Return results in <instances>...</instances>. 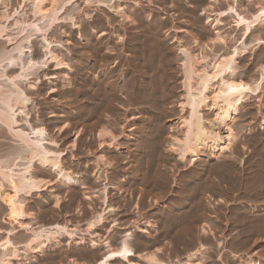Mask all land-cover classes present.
<instances>
[{"label": "bare ground", "instance_id": "obj_1", "mask_svg": "<svg viewBox=\"0 0 264 264\" xmlns=\"http://www.w3.org/2000/svg\"><path fill=\"white\" fill-rule=\"evenodd\" d=\"M169 1L170 0L168 1L160 0L158 1V3L160 2L159 4L162 6L160 5L158 6H160V8L161 7L166 8V6H168L166 4ZM204 1L205 0H194L193 3L191 2V5L189 6L182 0H178L177 2L175 1L177 3L176 6L179 10L178 12L182 16L187 17V19L191 23L190 26L192 27L191 30H193L194 32V34L189 36L190 38L188 40H190L189 43H191L189 45L187 44L188 40L186 38L184 40V37L177 36V33L182 32V30L179 28L178 29L174 28L175 25L178 24L175 22L176 18L174 19L173 17H170V15L169 17L159 18V15H157L156 13L153 14V12L152 13L148 12L147 14L146 10L141 8V5L139 3L133 1L134 6L135 5L138 6V8H136L137 9L136 11L131 10L132 13L129 15L126 12L123 13L122 10L118 12L119 17L121 18L120 20L121 23L126 21L127 23H130V25H128L129 28L127 27H126L127 29L124 28L125 31L123 32V34L120 33L121 34L120 35L119 33H117L114 36L116 44L115 45L113 44V48L112 46H110V48H112L111 50L105 49V52H101L100 47L94 49L93 45L92 47H90L91 45L89 46L90 52H92L93 50L95 55L98 54V56H100L99 57L101 59L100 61L99 58L97 60L94 59L95 60L94 63L91 64L90 62V64L88 65L87 62L82 61V58L85 57L84 54L86 55L88 54L85 52H89V51H85V52L82 51L83 53L80 54L81 56L78 54L79 57L82 58L81 59L78 58L77 62L75 60L77 65H75V63L73 64V66L75 65L74 72L77 75L75 76L77 83H74L76 85L75 86L76 91L73 90V93L75 91L74 96L76 103L78 105V113H79L78 122H80V124L82 125V128L80 129L79 132V139L82 143V146L86 150L87 146L88 145L90 146L89 144L90 138L89 139L87 138L88 136L87 134L90 132L89 130L91 129L92 131V127H97V125L98 126L100 125L96 133L93 134L95 139L96 153H101L106 151L110 153L112 152V150L114 153L113 155L114 158L113 159L109 158L110 160L106 157V155L104 156L101 154H99L94 159L90 160V159H86L87 158L86 155H89V151H90V149H87L84 156L85 157V165L83 167L84 173H81V175H74L73 172L64 168L61 165L59 156L52 157L51 156L52 153L43 146L45 140V129L43 127L41 126L34 127L33 125H30V123L28 122L27 116H25L24 118L21 117L22 114H24V111L19 110V107L24 103L23 100L24 95L20 87V78L21 76L27 74L29 65H31V59L28 58L23 61L21 56L24 49V42L27 41L32 34L39 31L38 27H36V25H32L31 26L32 30H30L29 32H27V34H25L26 37H24L21 41L17 42V44H15L14 46L12 45V48L9 50H5L4 49L5 46L3 45L4 46L3 48L0 45V216H1L0 224L6 225L8 227V230L6 231H1L0 229V235L2 236L0 237V264H14L13 261L14 262L17 261L18 263V261L20 262V260L21 262L25 261L22 262L23 264H32L35 262V260H31V261L28 260L27 258L28 255L43 253L48 245H50L53 242H58V239L63 237L69 240L78 239L76 245L84 243L85 239H87L88 246L90 245L89 247L101 250L99 257L88 255L84 258L85 261H83V263H77L75 260H68V261L66 260L65 264H116V262L123 264H204L205 263L204 259H206L205 256L206 251L209 248H206L203 245H201L202 243L200 244V239L198 237L199 235L196 237L197 240L196 245H198V247L196 249L193 248L195 250L192 251V253L186 255L182 260L170 261L167 259L166 261H163L160 259V256L162 254L159 249L154 251H146V252L135 251L134 242H133L134 241L133 232L136 229L137 231L143 234H150V232L153 231V229L155 228V225L151 224L150 222H144L145 229L140 230L139 226L141 225V223H139L138 221L137 222L132 221L131 225L134 231H129V228L121 229L124 231V233L120 236L119 239H116L114 242L108 241L106 237L102 238L100 234L94 233V231H96L98 227L102 226L103 223L107 221V218L111 216L112 213L117 212V210L111 206L112 203L110 204V199H109L110 196H108V193L109 190L119 191V192L121 190L119 187L120 185L110 184L109 175H111L112 171L109 172V170L112 169L113 165L120 163V159L124 157L123 154L127 153V151H125L126 149L124 150V148H122L125 147L122 145H124L126 142L123 144L121 140L123 138L124 139L127 138L126 136L128 135H126L123 132L122 130L123 128L121 129L122 132L120 131L121 132L120 136L119 135L115 136L116 134L112 130L114 129L116 131L117 128L116 122L118 121L117 118H119L118 117L119 115H122L119 113L120 108L123 109L122 113L124 116L126 114V111L130 109L129 107L131 106H135L134 108H137L138 110L137 112L140 111L144 115L142 121L143 127L141 125L140 126L142 128L139 127V129L141 128V130L137 134V138L135 143H133L134 145L131 152L132 153L131 156L134 158L132 159L135 162V164H134V168L132 167L133 175L132 174L130 175L133 176L132 179L134 178V180L140 179L141 175L145 176L144 175L145 172L143 173V170L144 171L148 170L149 171L148 174L152 175L151 176L146 174L148 175V177L146 176V178H143L144 181L142 180L141 177V180L143 182H145V179H146V183H148L150 182V180L151 181L156 180L157 178L161 177L160 175H158L160 177H157L156 175L153 174H155L156 171H158L155 168L157 167L159 168L161 164L159 166L158 164L160 162H162L164 165V162L160 161L161 160L160 158L164 160V158L166 157V161L168 160L167 159L168 156H163L164 158L162 156L161 157L159 156L160 158L158 157V155L161 154L160 145L162 142L161 141L162 137H164L162 135L163 133H165L164 132L165 128L163 129L164 126L162 125L163 123L162 121L166 117L168 119V116H170L169 117L170 119L171 115H175L176 112V111L166 112L165 108L167 104L168 106L169 104L172 105L176 104V107H179L178 110L179 116L176 114L178 116L176 119L181 123L180 134H178V136L175 137L168 136L170 140L166 145L167 146L166 151L168 153L167 155H169V157L171 156L173 157V158L171 157V159L169 158L170 163L173 160L172 161L173 164H170L173 167H176L177 165L180 164H183L185 166L186 165L195 166L197 161L199 160L210 161L211 158H215V160L217 158L218 160L220 159V157L218 156L221 154L223 155L221 156L223 159L225 157L227 158L228 156L232 159V157H234L233 155L234 150L237 147L236 144L240 145L239 143H237V138L239 136L238 131L240 132L242 131L241 129L239 130L238 127L240 126L242 128V126L239 124H236L235 126V123L239 122V119L241 120L240 117L242 115L241 114L243 112L242 109L246 101V97H247L246 94L252 95L253 97L256 98L258 95L263 93L264 90L262 83L264 81V77L262 73H259L255 79L250 78L249 80L248 78V80L247 79L245 80L246 75L245 73L243 74V69H240L239 67V60L245 54L250 52L252 55L256 50L264 46V0H243V2L245 1V5H241V3H239L242 0H221V2L224 4L223 10L218 12H213V9H215V7L217 8L218 6H220V2H217V0H210L211 4L208 5L206 8H203V10L207 11V12L204 11V14L207 15L206 18L207 24L209 23V21H211L210 27L213 30H215L216 27L225 26L224 20L229 18L231 22V26H229V28H232L233 31L235 32V35L238 36L237 38L228 39L226 36L222 37L220 32L218 31L214 33L213 41H211L210 39L212 45L210 51L215 53H213L214 54L212 55L213 57L210 58L207 57L206 53H203L204 45H202L201 47L199 46L200 44L199 39H205V38L209 39L210 37V34L202 28L201 26L202 22L200 20L199 15L197 14V10H199L202 7ZM55 3H57L56 0H52V6L50 10H44V6L41 4L40 5L38 4V7H36L37 9L35 12H37L36 14L40 15L39 21L40 20L44 21L46 19L44 21L45 23L43 24V26L41 25L42 28L40 27L44 32L47 31V29L51 26L52 22L56 18L55 16L57 14H55L54 12L55 10L53 11V8H55ZM171 6L172 3L167 8H170ZM176 6H174L173 9L174 8L176 9ZM165 11H167V9ZM171 16L178 17L176 13H172ZM8 18L9 16L6 15L4 16L5 20H7ZM109 22L110 21L108 20L107 23L109 24ZM99 24L101 25L102 21L99 20L98 18V24L96 23V25ZM180 25H181V21H180ZM2 28L3 27L0 28V38H3L5 36ZM23 30L20 29L19 32L24 33ZM172 32L174 36L173 34H171ZM170 35H172L173 37L168 42V37H170ZM234 39H235L234 44L229 49L226 48V44L232 42ZM172 42L177 43V45L175 46L176 49L175 52H173V50L169 46L170 43ZM219 44H222L223 46H219ZM187 45L192 48V49L190 48L192 50V54H190L192 55V57L189 56V54L188 55L185 54L186 51L184 48ZM200 50L201 52H199ZM195 51H198V53L194 54ZM181 53L183 54V56H180ZM112 56H114V60H112L113 59ZM256 56H257V62H260V64L262 61L264 62V52H261ZM98 61L99 62L102 61V63L100 64L98 63ZM109 61L111 62V64L107 66V71L104 72V70H99L100 72H102L101 77L96 78L95 76H93V78L91 79L89 78L91 72L94 73L99 66L103 67L104 62L108 64L107 62ZM57 65H60V63H58ZM98 69L101 68L99 67ZM12 70L13 71L17 70L18 73L9 75L8 72H10L11 74ZM67 71H69V69ZM66 75H68V72L66 73ZM179 80H181V82L178 83L180 85L177 84ZM64 83L65 86L63 85V87L65 88L69 89L72 86L70 74L67 78V81ZM75 87L73 86V88ZM178 87H179V91L178 93H176V89L178 90ZM65 93H68V91ZM65 95L66 94H64V96ZM259 99L260 98H258V100ZM69 102L70 101H68V103ZM170 107L172 108V106ZM134 108L133 111L136 110ZM168 110L171 109L169 108L167 109V111ZM133 111H129V112H133ZM114 116L116 117L117 121L113 123V121L115 120L113 119ZM102 117L106 118V120L108 121L107 123H109V125H104V123L102 122L103 120ZM138 125L137 127H135L137 128L136 129L137 131L134 130V132L135 131L138 132ZM237 125L239 126L237 127ZM132 128H134V126ZM131 132L133 131L131 130ZM224 133L225 136H223ZM222 138L224 145L218 146V141H220ZM119 140L121 141L122 144L121 146L120 143L118 144ZM104 148L105 151H103ZM238 149H236L235 152H237ZM261 151L263 152L264 150ZM261 151L256 153H260ZM261 154L262 153H260V155ZM225 160H224L225 165L221 163L223 162V160L220 161V164L219 161L217 162L218 164L211 163L213 166L210 164L211 166L209 167L210 171L213 173L216 172L218 173V175H220L218 176L221 178V180L219 179L220 183H218V180L215 179V177L217 176L215 177L213 176L214 177L213 179L217 181V184L215 181H213L215 183H213L212 181H211L212 183H209V179L211 180L212 177L210 178L207 176H210L211 172L207 170L208 171L207 173L205 169L199 171L197 168L196 169L198 171H194V167H193L192 169L193 172L192 173L189 172L190 174L188 175L187 178L188 184L183 185V186L188 185L186 186L187 187L186 190H182L181 192L180 189H178L180 192L178 193L179 196L183 194L182 197L180 196L179 201L186 204L189 203V199H191L190 196H192V198L193 195L196 196L195 191L192 189L193 188L192 184L196 185L195 187L196 193L197 190L200 193L201 190V189L199 190V188H201L199 187L200 185L204 184L205 186V184H207L208 185L207 189L211 190L209 194L212 192H213V196H215L214 193L219 194L217 197L223 194L225 195V197L228 198V196H226L227 190L225 191L224 188L226 189L229 183L233 185L235 182H237L236 184L238 183L241 184L240 183L241 181L239 182L236 181L235 178L237 175L234 176V174L231 173L235 177L233 178L231 177L232 175L227 173V170L229 169L228 167L232 166L235 162L234 163L228 161L225 162ZM121 162L124 163L126 161L122 160ZM226 163L232 165L226 166ZM262 164L264 167V163ZM91 165L94 167L92 168L94 169L92 171V174H90V177L92 178L93 181L91 180V182L90 181L88 182L87 180L88 171H89L88 169L90 168ZM204 167L206 166L204 165ZM38 168L40 171L38 170ZM259 169H263V168H259ZM46 170H50L51 173L53 174L54 177L53 181L43 179L38 176L37 173L45 172ZM152 170L153 171L156 170L155 173L153 174L150 173V171ZM262 175L263 177L261 178V181H259L260 178L255 181L257 182L256 184H258L259 181L261 183V184L259 183L261 187L264 186V172L263 174L261 173V176ZM154 176H156V178ZM257 176L260 175L257 174ZM257 176H254V178L255 177L258 178ZM151 177L155 179H151ZM161 179L162 178H160V181ZM187 180L185 182H187ZM202 180H205L204 183L202 182ZM249 181L247 183H249ZM251 182L250 184H252ZM222 183H226L225 184L226 187L224 186L222 187L221 186ZM142 184L143 183L141 182V185ZM169 184H171V186H169ZM239 184L238 186L236 185L235 188L239 189L238 188ZM259 184H258V188H259ZM93 185L95 186L98 185V186L94 188ZM161 185L164 186L162 190H165L164 188L167 189L168 186L169 189L170 187L172 189V187H175L174 177L171 175L170 180H168L167 178L162 183L159 182V180L158 181L156 180L155 183L153 184L155 189L162 188ZM253 185L254 184H252L251 186L248 185V187L247 186L246 187L251 188L254 187ZM54 187L56 188V190L64 189L65 191L66 190L68 191L72 187H78L81 190H84L83 199L87 203V209L90 210L91 212L89 220L84 223L85 229L78 230V225L69 227L66 224H53L51 226H43L37 224L34 217L35 215L34 212H30L28 208V204H29L28 199L31 198L32 195L39 196L43 191H47V189H49L48 196H51L54 206L58 207L63 199L59 196L51 195L56 191L54 190L55 189ZM230 188L233 190L231 186ZM230 188L228 186L227 189L229 190ZM150 189L151 187H149V190H147L146 188L144 189L143 187V191L144 190L150 191ZM202 190L203 191H201V193L208 192L206 189H205L206 191H204V187ZM192 191H194L193 195H192ZM230 194L231 193H229L228 195ZM263 194L264 193H262L259 196H262ZM184 195L186 196L185 198ZM196 197L199 198V195ZM220 197L222 200H224L222 198L223 196ZM198 198H196V200ZM194 202L196 204L195 200ZM199 204L202 205L200 200H199ZM134 207L137 208V205H135ZM202 207L203 209L206 208L205 206L202 205L201 209ZM219 207H221V205ZM198 209H200V206ZM198 209L195 212L196 215ZM251 211L255 213L256 209L252 207ZM240 212L237 211L236 214ZM242 212H244V210ZM199 214L195 216L198 217L200 216ZM234 216L236 215L234 214ZM243 217L244 216H242V219L245 218ZM192 218H193L192 220L194 221L196 220L194 215ZM197 219L199 220V218ZM234 219H236V217ZM239 219L241 220V218ZM239 219L236 220L238 222H242L239 221ZM256 219L257 221L255 222L253 221L254 223L247 228L248 231L246 229L245 231L243 230L242 232H246V235H248L249 233L253 234V232H255V234L257 235H261V236L264 235V216L259 219L258 217H256ZM244 220L246 221L247 219ZM188 223L190 222L188 221ZM117 225H118L117 223H113L111 227H115ZM243 225L245 224L243 223ZM247 225L248 224L246 223V226ZM210 227L211 226H208L206 224L202 225L201 234L205 236L206 235L212 236V232H210V230L208 231ZM241 230L239 231L241 232ZM18 232L20 233L22 232V233L17 234ZM77 232H79V237L76 236ZM240 235H242V233H240ZM190 237L192 238V236ZM243 239L244 240L242 242L240 241V243L246 246L251 238L247 236L246 238L243 237ZM251 241L252 240H250V242ZM253 242L255 243V241ZM248 245H250V243ZM247 246L245 248H247ZM250 247L251 246H249V248ZM232 256H233L232 258L237 259L239 264H262L258 260L253 261L249 256L245 257V260L240 259V257L236 255H232Z\"/></svg>", "mask_w": 264, "mask_h": 264}, {"label": "rangeland", "instance_id": "obj_2", "mask_svg": "<svg viewBox=\"0 0 264 264\" xmlns=\"http://www.w3.org/2000/svg\"><path fill=\"white\" fill-rule=\"evenodd\" d=\"M133 1L139 3L141 5V8L146 10L147 14H148V12L149 13L153 12V14L156 13L157 15H159V18L169 17V15H170V17H173L174 19L176 18L175 22L178 24H176L174 28H176V29L179 28L182 30V32L177 33L178 37L181 36V37H184V40H185V38L188 40L190 38L189 36L194 34L193 30H191L192 27H190L191 26L190 21L187 19V17L182 16L178 12L179 10L176 6L177 5L176 2L178 0H170L171 2L169 1L166 4L168 6H166V8L164 7L165 10L167 9V11H165L163 7L160 8V6H162L159 4L160 2L158 3V1H160V0H158V1L157 0H110V1L109 0H56L57 3H55V8H53V11L55 10L54 12L57 15L55 16L56 17L55 20L52 22L51 26L47 29L46 32H44L41 29L43 24L45 23L44 21L46 19L44 21L43 20L39 21L40 15L36 14L37 12H35V11L37 9L36 7H38V4L43 5L44 10H50L51 6H52V0H0V28L3 27L2 29H3L4 34H5V36L3 37L4 39L0 38V45L3 48L5 46V48H4L5 50L11 49L12 45L14 46L15 44H17V42L21 41L24 37H26L25 34H27V32H29L30 30H32L31 29L32 25H36V27H38V29H39L38 32H35L34 34L31 33L32 35L29 37V39L24 42V49H23L22 56H21L23 61L28 59V58L31 59V65H29V68L27 70V74L21 76V78H20V87H21V91L24 95L23 96L24 103H23V105H20L21 108L19 107V110L24 111V114H22L21 117L24 118L25 116H27L28 122L30 123V125H33L34 127L35 126H41L45 129V140H44L43 146L52 153V155H51L52 157L59 156V160L61 162V165L64 168L73 172L74 175H81V173H84L83 172L84 171L83 167L85 165V157L84 156H85L87 149H90V151H89V155H86V157H87L86 159L92 160L95 157H97L99 154L104 155V156L106 155V157L108 159L114 158L113 157V155H114L113 150L110 153L108 151L96 153L95 139H94L93 134L96 133V131L99 129L100 125L99 126L97 125V127H92V131L89 128L90 132L87 134L88 135L87 138L88 139L90 138V141H89L90 146L88 145L89 147L87 146L86 150L82 146V143L79 139V132H80V129L82 128V125L80 124V122H78V120H79L78 105L76 103L75 96H74L75 91H76V87H75L76 85L74 83H77V81L75 79V76H77V75L74 72V66L77 65V63H76L78 61L77 59L82 58V57H79V55L81 53H83L82 51H84V52L89 51V52H85V53H88L87 55L84 54L85 57H83V58L85 60L82 58V61L87 62L88 65L90 64V62H91V64L94 63V61L100 57V56H98V54L95 55L93 50H92V52H90V47H92V45H93L94 49L100 47L101 52H105V49L111 50L113 48V44L114 45L116 44L114 36L117 33L123 34L125 29L129 28L128 25H130V23H127L126 21L121 23V21H120L121 18L119 17L118 12L122 10L123 13L126 12L129 15L132 13V11H136L137 10L136 8H138V6H136V5L134 6ZM182 1L185 2L189 6V5H191V2L193 3L194 0L193 1L192 0H182ZM36 2H37V4H36ZM217 2H220V6L217 7L218 9L215 7V9H213V12H218V11L223 10L224 4L221 2V0H217ZM171 3H172V6L170 8H167V7H169V5ZM239 3H241V5H245V1L243 2V0L240 1ZM210 4H211L210 0H205L204 4L200 8L201 10L200 9L197 10V14L199 15L200 20L202 22L201 23L202 28L210 34L209 39H206V38L205 39H199L200 40L199 46L201 47L202 45H204L203 53H206L207 57H209V58L213 57L212 55H214L213 53H215V52L210 51V48L212 47L211 41H213V39H214V33H216L218 31V32H220L222 37L226 36L228 39L238 37L235 35V32L233 31V29L229 28V26H231V22H230L229 18L224 20L225 26L216 27L215 30H213L210 27L211 21H209V23L207 24V20H206L207 15L204 14L205 10H203V8H206ZM158 5H160V6H158ZM174 6H176V9L175 8L173 9ZM14 12H16V13H14ZM205 12H207V11H205ZM172 13H176V15H178V17L177 16H171ZM208 13H210V12H208ZM5 15L9 16V18L7 20L4 19ZM98 18H99V20L102 21L101 25L100 24L96 25V23L98 24ZM111 18H112V20H111ZM108 20L111 23L109 22V24H108L107 23ZM180 21H181V25H180ZM104 24H105V26H104ZM91 25L92 26L94 25L96 27L98 26V27L97 28L94 26L92 27ZM27 26H28V28H27ZM20 29H22V30L24 29L25 30V31L23 30L24 33H22V32L20 33L19 32ZM116 31H119V32H116ZM171 34H173V32ZM173 36H174V34H173ZM173 36L170 35V37H168V42H169V40H171V38ZM5 39H8V40H5ZM210 39H211V41H210ZM189 42H190V40L187 41L188 45L191 44ZM234 42H235V39L232 42L226 44V48L229 49L234 44ZM176 45H177V43H174V42L170 43V45H169L170 48L173 50V52H175V50H176L175 49ZM188 45L186 46L188 50L185 47L184 49H185L186 53H185V51H184V53L187 55L189 54V56L192 57V55H190V54H192V50H191L192 48L189 47ZM110 46H112V48H110ZM205 46H206V48H205ZM219 46H223V45L219 44ZM224 47H225V44H224ZM87 49H89V50H87ZM194 49H196V48H194ZM259 49H260V51H259ZM259 49L256 50L252 55L250 52L245 54L239 60V67H240V69H243V74L245 73V75H246L245 80L246 79L248 80V78H249V80H250V78L255 79L259 73H262L263 77H264V62L262 61L263 63L261 62V64H260V62H257V56H256L259 53L264 52V46L260 47ZM199 52H201V50ZM195 53H198V51H195L194 54ZM180 56H183V54L181 53ZM112 57H113L112 60H114V56H112ZM75 60H76V62H75ZM100 60L101 59L99 58V61ZM99 61H98V63L101 64L102 61L101 62H99ZM109 62H107L108 64H106V62H104V64L106 66L104 64H103V67L99 66L101 69H98L99 68L98 67L97 68L98 71L96 69V71L94 73L91 72L89 75V78L91 79V78H93V76H95L96 78L101 77L102 72H100L99 70H104V72L107 71V66L110 65L112 61L110 63ZM58 63H60V65H57ZM74 63H75V65L73 66ZM68 69H69V71H67ZM67 72H68V75H66ZM8 73H9V75H12V74L18 73V71L12 70L11 74H10V72H8ZM29 74H31V75H29ZM69 74L71 77L72 86L68 89V88L63 87V85L65 84L64 82L67 81ZM73 74H75V75H73ZM72 80H73V82H72ZM179 82H181V80H179L177 82V84ZM178 85H180V84H178ZM262 85H263V90H264V81H263ZM73 86L75 88H73ZM66 90L68 91V93H65V92H67ZM73 90H75L74 93H73ZM178 91H179V87H178V90L176 89V93H178ZM62 92H64V93H62ZM64 94H66V95L64 96ZM246 95H247L246 101H245V104H244L243 109H242L243 112L241 110V112H242L241 113L242 115L240 117L241 120L239 119V122L235 123V126H236V124H239L242 126V128H241L239 125H237V127L239 126L238 127L239 130L241 129L242 132L238 131L239 136L237 138V143H239L240 145L236 144L237 145L236 149H238L239 147H241L242 149L239 148L237 152H235V150H236L235 149L234 154H233L234 157H232V159L228 155H226L227 154L226 153L224 155L228 156L227 158L225 157L223 159L221 157L223 155L221 154L218 156V157H220L221 160L220 159L217 160V158H216L217 161L215 160V158H211L210 159L211 162L208 160H205V161L199 160L196 162L195 166L194 165L193 166L192 165H186L185 166L183 164H180V165H177L176 167H173L172 165H170V164H173V162H172L173 160L170 163L169 158L171 159L172 156L170 155L171 157H169V155H167L168 153L166 151L167 150L166 145L170 140V138L168 136H174V137L178 136V134H180V131H181V123H180V121H178L176 119L179 116V111H178L179 107H176V104H173L175 107L172 104H169V106L167 104L165 111L166 112L176 111L175 115L177 114L178 116L177 115L176 116L171 115L170 119H169L170 116H168V119L166 117L162 121L163 122L162 125L164 126L163 129L165 128V131H164L165 133H163V135H162L164 137H162L161 141L162 142L164 141V142H163V144L161 142V145H162V146L160 145V153L161 154H159L158 157L159 156L160 157L161 156L162 157L168 156L167 161H169V162L166 161V157L165 158L163 157L165 161L159 157L161 159L160 161L164 162L165 167H164L163 163L160 162L158 164V166L160 164L162 166L160 165L159 168L158 167L155 168L158 171H156V170L150 171V173H152V174L155 173V171H156V173L158 172L157 174L155 173L153 175H156L157 177L161 176L160 177V178H162L161 181H160V178L156 179L157 181L159 180V182H161V183L164 182V180L167 178H168V180H170L171 175L174 177V186L175 187H172V189L170 187V189H169V186H171V184H169L167 189L164 188L166 191L162 190L164 187L162 185H161L162 188L158 187L160 189H157V188L155 189L153 184L155 183L156 180H152L153 182L150 180V182L146 183V179H145V182H143L144 181L143 178H146V176L148 177V175H151V174H148L149 173L148 170H147L148 172L143 170V173L145 172L144 173L145 176L141 175L143 181L141 180L140 176H139L140 179H135V180H134V178L132 179V177H133L132 171H133L135 162L133 161L134 158L131 156L132 155L131 152H132L133 145H134L133 143H135V141H136L137 134L140 132L141 128L143 127L142 121H143L144 115L140 111L137 112L138 110H137V108H134L135 106H131V107H129L130 109H128L126 111V114L124 116L122 113L123 109L120 108L119 113L122 115L118 116L119 117V118H117L118 121L116 120L115 116L113 117V119H115L113 121V123L117 121L116 122L117 128H116V131L114 129H112V130L116 134L115 136H117V135L120 136L122 130L126 135L129 136V137L126 136L128 139L123 138L121 140L123 144L126 142L124 145L121 144L120 140L118 141V144L120 143V146L121 145L125 146L122 148H124V150L126 149L125 151H127V153L123 154L124 157H122V159H120V163L113 165L112 169L109 170V172L112 171L111 175H109V180H110L111 185H114V184L120 185L119 187L122 191L120 190V192H119V191L109 190L108 196H110L109 197L110 204L112 203L111 206L114 207L117 210V212L112 213V215L107 218V221L105 223H103L102 226L98 227L96 229V231H94V233L100 234V236H102V238L106 237L108 241L114 242L116 239H119L120 236L124 233V231L121 229L129 228V231H134L132 228V225H131L132 221H135V222L138 221L139 223H141V225L139 226L140 230L145 229V227H144L145 223L144 222H150L151 224L155 225V228L153 229V231L150 232V234H143V233L137 231L136 229L133 232V237H134L133 242H134V248H135L136 252L154 251V250L159 249L161 251V254H162L160 256V259L163 261H166L167 259L170 261L182 260L186 255H188L189 253H192V251H194L198 247V245H196L197 244L196 243L197 242L196 237L199 235L198 237L200 239V244L202 243L201 245H203L206 248H209L206 251V255H205L206 259H204L205 260L204 264H232V263L233 264H239L237 259L232 258L233 257L232 255L239 256L240 259H242V260H245V257L249 256V257H251V259L253 261L258 260L260 263L264 264V235H262V236L257 235V234H255V232H253V234L249 233L248 235H246V232H242L243 230L245 231L255 221H257L256 217H258V219H259V218L264 216V215H262V214H264V205H263L264 204V201H263L264 200V196H263L264 194L262 195L263 197L259 196L262 193H264V186L261 187V185H260L261 183L259 182V181H261V178L263 177V175L261 176V173L263 174V172H264V171H262V170H264V167L262 164V163H264V161H263L264 160V158H263L264 157V151L263 152L261 151V150H264V148H263V145H264V123H263L264 122V107H263L264 106V91L262 94L257 96L258 98H260L259 100L257 97L255 98L252 95H249V94H246ZM62 97H65V98H62ZM68 99H70V100H68ZM68 101H70V102L68 103ZM73 104H74V106L76 104L75 108H74ZM170 106H172V108H174V109L176 108V109L174 110ZM133 108L136 110L133 111ZM169 108L171 110L167 111V109H169ZM129 111H133V112H129ZM123 116H124V118H123ZM102 118H103L102 122L104 123V125H109V123H107L108 121L106 120V118L105 117H102ZM138 118H139V120L140 119L141 120L139 121ZM123 119H125V120H123ZM136 121L139 123V125ZM261 121H263V122H261ZM135 123H136V125H135ZM262 123H263V125H262ZM132 124H134V125H132ZM137 125H138V132H136L137 128H135V127H137ZM133 126H134V128H132ZM139 127H141V128L139 129ZM129 129H131L133 132H131V130H129ZM134 130H136V131L134 132ZM223 136H225V133ZM132 137H134V138H132ZM253 142H254V144H253ZM223 145L224 144H223V138H222L220 141H218V146H223ZM243 145H244V147H243ZM258 147H259V149H258ZM249 150H250V152H249ZM258 150L261 151L260 152V153H262L261 155H260V153H256V152H259ZM103 151H105V148ZM216 151H217V149H216ZM243 152H244V154H243ZM257 156H259L260 158ZM225 159H228V160H225ZM122 160H125L126 162L123 163V162H121ZM222 160H223V162H221V163L224 165H225L224 160H225V162L226 161L231 162V163L235 162L233 165L226 163V166L232 165V166L228 167L229 169H231V170L228 169L230 173L228 172V170H227V173L230 175L234 174V176H236V175L239 176V177L236 176V178H235L232 175L231 177L235 178L236 181H238V182L241 181L240 183L243 186L238 183L239 189L235 188L236 185L238 186V184H236L237 182L234 181L235 186L233 184H230V183H229V185L228 184L227 185L229 186V188H230V186L232 188L234 186L235 189L233 188V190H232L230 188L228 190L227 189L228 186L227 187L225 186L226 183H222L221 186L226 187V189L224 188V190L225 191L227 190L226 196H228V198H227L223 194L220 195V196H223L222 198L224 200H222L220 196L217 197L219 194L214 193L215 196H213V192L209 194V192H211V190L207 189V186H208L207 184H205V186H204V184L201 183L204 187V191H206V190L208 191V192H204L205 194L201 193V191H203L202 185L199 186V187H201V188H199V190L201 189L200 193L198 192V190L196 193V189H195L196 185L192 184V187H193L192 189L195 191L196 196L199 195V198L194 196L193 195L194 191H192V195H193L194 199L192 198V196H190L191 199H189V203L184 204V203L179 201L180 196L182 197L183 194H181L179 196L178 193H180V192L178 189H180L181 192H182V190H186V188H187L186 186H188V185H186V186H183V185L188 184L187 178H188V175L193 172V170H192L193 167H194V171H198V170L200 171V170L205 169V171L208 173V171L211 172L209 169V167H211L210 166L211 163L212 164H218L217 162L219 161V164H220V161H222ZM236 162H237V164H236ZM256 162L257 163L259 162V163L257 164ZM204 165L206 167H204ZM254 166H256V167H254ZM170 167L172 168V170ZM257 167L263 168V169H259ZM92 168H94V167L91 165L90 168L88 169L89 170L88 171V177H87L88 182L89 181L91 182V180H92V178L90 177V174H92V171L94 170ZM235 168H237V169L239 168L238 169L239 171ZM252 168H253V170H252ZM255 168H257V169H255ZM233 169H235V170H233ZM250 169H251V171H250ZM254 169L255 170L259 169V170L255 171ZM38 170H39V168H38ZM233 171H234V173H233ZM240 172H241V174H240ZM37 174L40 178L51 180V181L54 180L53 174L51 173L50 170H46L45 172H41V173L39 172ZM130 174H132V175H130ZM146 174H148V175H146ZM213 174H215V175H213ZM257 174L260 176H257ZM158 175H160V176H158ZM130 176H131V178H130ZM156 176H154V177L156 178ZM213 176L214 177L217 176V177H215V179L218 180V183H220L219 179L221 180V178L218 177L220 175H218V173H216V172H214V173L211 172L210 176H207L210 178L212 177L211 180L208 178L209 183H212L213 181H215L217 184V181L215 179H213L214 178ZM254 176H257L258 178H256V177L254 178ZM155 178L151 177V179H155ZM184 178L187 180V182H185L186 180ZM237 179H239V180H237ZM257 179H259L258 184L260 183L259 188H258V184H256L257 182H255ZM204 181L205 180H202L203 183H204ZM248 181H249V183H247ZM251 181H254V182H251ZM141 182L143 183L142 185H141ZM215 182H213V183H215ZM250 182L252 184H254L253 185L254 187L247 188L248 185H250V186L252 185V184H250ZM131 183H132V185H131ZM256 185H257V187H256ZM93 186L95 188L98 185H96V186L93 185ZM137 187H139V188H137ZM143 187H144V189L146 188L147 190H149V187H151V189L155 190V191H152L151 189H150V191H152V192L147 191V190L143 191ZM236 189H237V191H236ZM54 190H56V188ZM176 191H177V194H176ZM231 191H233V192H231ZM253 191L254 192L257 191L258 193L255 192L257 195ZM48 192H49V189H47V191H43L39 196L32 195L31 198L28 199L29 200L28 208H29L30 212H34V214H35L34 217H35L37 224H40L43 226H51L53 224H66L69 227L78 225V230L85 229L84 223L89 220L91 212H90V210L87 209V203L83 199L84 190H81L78 187H72L68 191L67 190L65 191L64 189L56 190L51 195L59 196L63 199L58 207L54 206L51 196H48L49 195ZM229 193H231V194L228 195ZM258 196H259V198H258ZM185 197L186 196L184 195V198ZM195 197L198 198L197 199L198 201L196 200ZM260 197L263 199H261ZM139 200H141V201H139ZM194 200L196 201V204H195ZM199 200L201 201V204L206 207V208H204L206 210H204L203 207L201 209L202 205L199 204ZM190 201L192 204L190 203ZM202 202H204V203H202ZM177 203H179V204H177ZM134 204L137 205V208L134 207L135 206ZM198 204L200 206V209H198L199 208ZM190 205H191L192 209L190 208ZM192 205L197 206V207L195 206L196 210L198 209V211H199V212L197 211V215L200 213L199 214L200 216L196 217L197 216L195 213L196 210H195V207ZM220 205H221V207H219ZM250 207L251 208L254 207L256 209V212L255 213L252 212ZM239 209L241 212L244 210V212L241 213L239 211ZM217 210H219V211H217ZM237 211L240 213L236 214ZM157 212H159V213H157ZM244 213H246V214H244ZM234 214L236 216H234ZM193 215L196 218V220H195L196 222L194 220H192ZM241 215L244 216L245 218L244 217L243 218L247 219V220L245 221L244 219H242ZM245 215L248 216L249 218L246 217ZM233 217L234 218L236 217V219L241 218V220L239 219V221H242V222L244 221L243 223L245 225H243L242 222H238ZM0 218H1V216H0ZM197 218H199V220ZM233 220H235V221H233ZM188 221L190 223L191 222L193 223V224L191 223L192 227L190 226V223H188ZM226 221H228V222H226ZM113 223H117L118 225L115 227H111ZM246 223L248 224L247 226H246ZM204 224L211 226L208 229V231L210 230V232H212V236H210V235L205 236V235L201 234V228H202V225H204ZM221 226H223V227H221ZM178 228H179V230H178ZM238 229L239 230L242 229L241 232ZM5 230H8V227ZM247 231H248V229H247ZM21 233L18 232L17 234H21ZM240 233H242V235H240ZM168 235H169V237H168ZM200 235H202V236H200ZM236 235H238L239 237ZM76 236L79 237V232L76 233ZM173 236H175V237H173ZM190 236H192L193 239ZM242 236L244 238L249 236L251 238L250 240H252L251 241L252 243L250 242V240L247 243V245L250 243V245H248V246L246 245L247 248H245L246 246H244L243 244L240 243V241L242 242L244 240ZM0 237H1V235H0ZM194 238L196 241L194 240ZM235 238H237V239H235ZM253 241H255V243ZM76 242H78V239L69 240V239L63 237V238L58 239V242H53L50 245H48L46 250L43 253H41V254H30V255H28L27 258L30 261L35 260V262L32 264H65L66 260L67 261L68 260H75L77 263H83V261H85L84 258L88 255L99 257L101 250L89 247L90 245L88 246V240L87 239H85L84 243H82V244L76 245ZM137 243L139 244V246ZM214 243H216V244H214ZM240 244L242 245V247ZM249 246H251V247L249 248ZM142 247H144V248H142ZM233 247H234V249H233ZM193 248H195V249H193ZM84 254H85V256H84ZM207 254H209V255H207ZM97 257H96V259H97ZM22 262H25V261H22ZM22 262H21V260H20V262L18 261V263H17V261L16 262L13 261L14 264H20ZM116 264H123V263L116 262Z\"/></svg>", "mask_w": 264, "mask_h": 264}, {"label": "flooded vegetation", "instance_id": "obj_3", "mask_svg": "<svg viewBox=\"0 0 264 264\" xmlns=\"http://www.w3.org/2000/svg\"><path fill=\"white\" fill-rule=\"evenodd\" d=\"M4 226L6 227V225H1V224H0L1 231H6L5 229H6L7 227L5 228ZM3 236H4V235H3ZM16 236H17V235H16ZM1 237H2V236H1Z\"/></svg>", "mask_w": 264, "mask_h": 264}]
</instances>
